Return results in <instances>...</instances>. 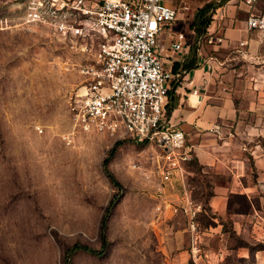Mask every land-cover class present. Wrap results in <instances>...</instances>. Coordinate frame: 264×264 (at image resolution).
I'll use <instances>...</instances> for the list:
<instances>
[{
    "label": "rangeland",
    "instance_id": "1",
    "mask_svg": "<svg viewBox=\"0 0 264 264\" xmlns=\"http://www.w3.org/2000/svg\"><path fill=\"white\" fill-rule=\"evenodd\" d=\"M32 1L0 0V264H65L74 243L101 248L99 222L117 191L103 166L113 147L107 168L121 189L107 221L108 245L102 254L76 250L70 264H161L154 230L160 151L74 126L87 59L81 49L96 48L99 39L61 35L31 19ZM165 1L177 9L168 30L181 29L191 41L197 9L222 0ZM251 10L263 12L264 0ZM236 264L261 263L251 256Z\"/></svg>",
    "mask_w": 264,
    "mask_h": 264
},
{
    "label": "crops",
    "instance_id": "2",
    "mask_svg": "<svg viewBox=\"0 0 264 264\" xmlns=\"http://www.w3.org/2000/svg\"><path fill=\"white\" fill-rule=\"evenodd\" d=\"M248 14L244 0H226L200 40L193 33L188 41L185 33L173 51V35L162 36L171 73L165 119L185 132L192 159L184 180L177 174L162 181L154 200L161 210L153 223L161 264H193L188 217L180 209L189 200L202 249L197 264L251 256L264 264L257 246L264 242V33L247 28ZM213 126L218 130L210 131Z\"/></svg>",
    "mask_w": 264,
    "mask_h": 264
},
{
    "label": "built area",
    "instance_id": "3",
    "mask_svg": "<svg viewBox=\"0 0 264 264\" xmlns=\"http://www.w3.org/2000/svg\"><path fill=\"white\" fill-rule=\"evenodd\" d=\"M254 1L244 0L249 9L246 26L264 33V11L253 12ZM32 4L31 19L61 35L99 39L96 48L85 44L81 49L87 59L79 68L83 80L72 108L74 126L155 145L162 181L177 174L183 181L192 156L185 132L165 119L171 73L162 59L165 33L173 35V51L180 50L185 40L181 29L168 33L177 9L165 0H33ZM180 209L188 217L189 257L197 264L202 249L196 210L190 200Z\"/></svg>",
    "mask_w": 264,
    "mask_h": 264
},
{
    "label": "trees",
    "instance_id": "4",
    "mask_svg": "<svg viewBox=\"0 0 264 264\" xmlns=\"http://www.w3.org/2000/svg\"><path fill=\"white\" fill-rule=\"evenodd\" d=\"M226 0H222L219 3L215 2H208L204 4L202 7L198 8L197 11L194 14V19L191 25L192 30L195 33V41L200 40V38L206 33L207 27L209 26L213 13L217 7L223 4ZM185 67H190V64H186ZM114 147L111 148L109 155L103 160V166H104V172L112 185L116 188V193L113 194V196L108 201V204L106 205V208L101 216L100 222H99V229H98V237L100 240L101 248L99 250L93 249L89 247L86 244L82 243H74L69 248H67L64 251V261L65 264H70V258L71 255L76 250H84L92 254H102L105 250V248L108 245V240L106 236V228H107V221L109 219L110 214L113 211V208L119 198V191L121 189V185L118 182V180L114 177V175L108 170L107 168V162L109 158L111 157V153H113ZM262 248V247H261ZM264 249V248H262ZM102 252V253H101Z\"/></svg>",
    "mask_w": 264,
    "mask_h": 264
}]
</instances>
